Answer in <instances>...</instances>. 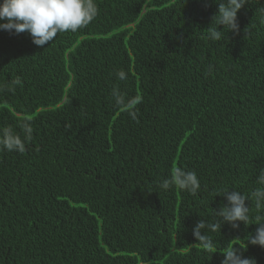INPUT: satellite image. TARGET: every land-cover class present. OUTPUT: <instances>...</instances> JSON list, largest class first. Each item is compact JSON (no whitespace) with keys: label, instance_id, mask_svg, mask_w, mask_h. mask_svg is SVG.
Masks as SVG:
<instances>
[{"label":"trees","instance_id":"obj_1","mask_svg":"<svg viewBox=\"0 0 264 264\" xmlns=\"http://www.w3.org/2000/svg\"><path fill=\"white\" fill-rule=\"evenodd\" d=\"M95 2L88 26L42 47L0 30V128L33 129L23 153L0 147V264H221L233 246L264 264L247 243L264 215L251 199L264 168V0L220 40L208 38L215 0ZM115 87L133 103L117 106ZM176 167L195 171L196 195L159 186ZM221 189L249 197V224L202 230L205 249L192 229L219 220Z\"/></svg>","mask_w":264,"mask_h":264},{"label":"clouds","instance_id":"obj_2","mask_svg":"<svg viewBox=\"0 0 264 264\" xmlns=\"http://www.w3.org/2000/svg\"><path fill=\"white\" fill-rule=\"evenodd\" d=\"M215 2L217 14L213 22L216 27L209 28L208 38L220 40L222 30L225 28L228 32H238L237 13L248 3V0H215ZM97 15L98 7L95 0H0V30L16 34L26 31L32 37V42L41 47L52 41L58 33L68 31L75 33L88 26ZM117 76L121 81L127 79V74L123 70L118 71ZM112 95L117 106L133 103V101L126 100L118 87L113 88ZM139 102L140 98L134 101V103ZM129 114L133 120L137 119L135 110H131ZM21 129L23 138L11 127L0 128V147L8 151L23 153L25 140L31 139L33 129L28 122H24ZM257 183L260 187L252 192L251 199L255 201L256 210L262 212L264 211V168L259 171ZM159 186L164 190L175 186L180 190L188 191L191 195H196L200 188V181L195 171H186L181 167H176ZM217 195L224 197L226 201L218 211H215L219 220L208 224L201 219L192 229L194 238L205 249H211L214 245L211 238L202 230L215 231L225 223L233 229H238L240 222L245 225L249 224V206L246 205V200H249L248 196L236 190L229 191V189H221ZM255 219L259 226L255 235L249 236L247 243L264 248V215H257ZM246 246L245 244L244 249ZM222 256L221 264H257L255 258L244 257L241 248L235 246L225 249Z\"/></svg>","mask_w":264,"mask_h":264}]
</instances>
